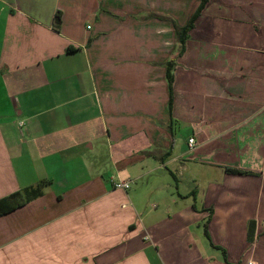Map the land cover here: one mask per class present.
<instances>
[{
  "label": "crops",
  "instance_id": "1",
  "mask_svg": "<svg viewBox=\"0 0 264 264\" xmlns=\"http://www.w3.org/2000/svg\"><path fill=\"white\" fill-rule=\"evenodd\" d=\"M200 4L0 0V200L40 192L0 264H264V0H209L175 60Z\"/></svg>",
  "mask_w": 264,
  "mask_h": 264
},
{
  "label": "trees",
  "instance_id": "2",
  "mask_svg": "<svg viewBox=\"0 0 264 264\" xmlns=\"http://www.w3.org/2000/svg\"><path fill=\"white\" fill-rule=\"evenodd\" d=\"M209 0H201V4L197 10V12L193 15V17L190 19L188 24L183 27V28H178L176 27V33H177V40L180 46V50L176 54L175 60L180 58L184 51H185V43L186 39L188 38V33L189 31L194 27L195 21L202 12V10L205 8L206 4L208 3ZM55 23V28L57 29L60 24H61V16L58 13L55 17L54 20ZM171 63V62H170ZM171 69L168 68V78H169V83L170 85L172 84V78H171ZM171 88V87H170ZM171 105V102H170ZM233 173H238V174H243L245 172L243 171H238V170H228ZM31 190H26L24 192H17L14 194H11L10 196L3 198L0 200V216L8 214L17 208L25 205L32 199L36 198L38 195H40V192H36L35 194L30 192ZM30 192V194H29ZM30 196V197H28ZM207 237L209 238V234H207ZM225 255V254H224Z\"/></svg>",
  "mask_w": 264,
  "mask_h": 264
},
{
  "label": "built area",
  "instance_id": "3",
  "mask_svg": "<svg viewBox=\"0 0 264 264\" xmlns=\"http://www.w3.org/2000/svg\"><path fill=\"white\" fill-rule=\"evenodd\" d=\"M21 125H24V124H21ZM193 142H194L193 139L189 140V144L191 146H192ZM114 187H115V189H118V190H127L130 188V182H128V181H117V182H114ZM248 264H255V263L250 261Z\"/></svg>",
  "mask_w": 264,
  "mask_h": 264
},
{
  "label": "rangeland",
  "instance_id": "4",
  "mask_svg": "<svg viewBox=\"0 0 264 264\" xmlns=\"http://www.w3.org/2000/svg\"><path fill=\"white\" fill-rule=\"evenodd\" d=\"M165 176H167V175H165ZM165 179H167V177H165ZM140 195H141L142 197H144V196H143V193H141ZM251 249H252V246L249 247V250H251Z\"/></svg>",
  "mask_w": 264,
  "mask_h": 264
}]
</instances>
